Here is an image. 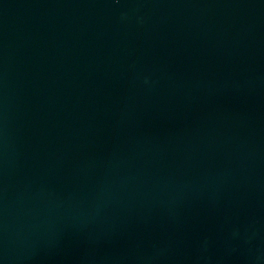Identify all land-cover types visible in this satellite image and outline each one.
Listing matches in <instances>:
<instances>
[{"label": "water", "instance_id": "1", "mask_svg": "<svg viewBox=\"0 0 264 264\" xmlns=\"http://www.w3.org/2000/svg\"><path fill=\"white\" fill-rule=\"evenodd\" d=\"M0 264H264V0H0Z\"/></svg>", "mask_w": 264, "mask_h": 264}]
</instances>
